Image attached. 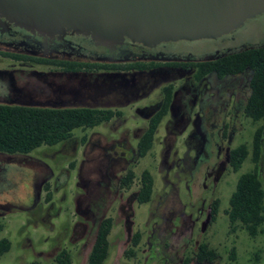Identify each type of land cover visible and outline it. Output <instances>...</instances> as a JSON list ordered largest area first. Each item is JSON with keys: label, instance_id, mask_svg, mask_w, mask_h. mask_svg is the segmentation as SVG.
<instances>
[{"label": "flooded vegetation", "instance_id": "flooded-vegetation-1", "mask_svg": "<svg viewBox=\"0 0 264 264\" xmlns=\"http://www.w3.org/2000/svg\"><path fill=\"white\" fill-rule=\"evenodd\" d=\"M262 14L216 38L152 46L41 36L0 17V106L86 109L100 118L52 146L0 150V241L23 214L13 237L36 261L55 263L65 251L85 264L109 224L104 263L114 252L112 264H233L236 247L213 238L234 151L264 145V118L249 108L253 52L264 38L243 35ZM29 226L46 234L35 241ZM241 231L228 222L224 242L235 244Z\"/></svg>", "mask_w": 264, "mask_h": 264}, {"label": "water", "instance_id": "water-1", "mask_svg": "<svg viewBox=\"0 0 264 264\" xmlns=\"http://www.w3.org/2000/svg\"><path fill=\"white\" fill-rule=\"evenodd\" d=\"M262 13L264 0H0V17L41 36L70 32L99 43L128 38L148 46L216 38ZM84 209L75 199L77 213Z\"/></svg>", "mask_w": 264, "mask_h": 264}, {"label": "trees", "instance_id": "trees-1", "mask_svg": "<svg viewBox=\"0 0 264 264\" xmlns=\"http://www.w3.org/2000/svg\"><path fill=\"white\" fill-rule=\"evenodd\" d=\"M255 70L252 80V93L249 108L256 114L255 119L264 118V47L253 52ZM100 122L96 111L86 109L70 110H23L0 106V150L9 152H29L41 145H55L71 136L78 128L93 127ZM250 155L253 169L238 176L234 190L228 199L225 210L231 226L243 229L250 238L264 236V145L260 141L254 143L250 151L242 146L234 151L231 168L238 172ZM146 181V174L143 175ZM149 180V179H148ZM151 181L145 183L142 201H147L150 194ZM110 225L99 229L95 244L85 264H104L108 254L107 236ZM140 236H134L133 244L139 243ZM10 249L7 239L0 241V257ZM235 259V251L231 249L229 257ZM264 250L254 252L249 264H259ZM31 264H40L33 261ZM55 264H72L70 256L62 251L55 259Z\"/></svg>", "mask_w": 264, "mask_h": 264}, {"label": "rangeland", "instance_id": "rangeland-1", "mask_svg": "<svg viewBox=\"0 0 264 264\" xmlns=\"http://www.w3.org/2000/svg\"><path fill=\"white\" fill-rule=\"evenodd\" d=\"M245 36L251 35L253 39L258 40L260 38H264V14L261 16H258L256 19L250 21L247 23L244 29ZM76 136H80V132L76 133ZM253 169V164L250 160V155L248 156L247 160L243 163L241 169L236 172H230L225 181L229 182V186L226 188V190L223 193V201L222 206L219 211V219H218V225L220 226V233H217L216 236L213 238L214 245H217L218 242L220 243H226V250H229L230 247H236V261L233 264H249L250 260L253 257L254 252H260L264 250V236L258 235L255 238H250L245 231L239 232V239L236 240L235 244L229 243V241L224 242V232L228 230V220L226 214L223 212V210H226L228 208V198L232 191L234 190L235 183L237 181V178L240 174L245 173L247 171H250ZM138 220H143L145 218V214L139 213L137 216ZM63 220V217H61V221ZM25 226V217L23 214H16L15 217L8 223L7 231L10 232L11 237H7V240L10 242V249L9 251L4 254L0 258V264H31L33 261H36L37 259L31 255L30 253H26L23 250H20L17 246V242L15 237V231L19 229L20 227ZM25 228V227H24ZM26 230H31L32 237L36 241L38 240L42 235L46 234L42 228L33 229L32 226H29V228H25ZM2 236H4V233H2ZM14 236V237H13ZM14 238V239H13ZM231 238V237H230ZM40 248V247H39ZM41 248H46L45 245L41 246ZM40 250V249H39ZM114 252L111 254L110 260L104 264H112V257ZM20 256V258H18ZM225 257H229V254L225 253ZM40 264H55L50 259H39L38 261ZM73 264H81V258H74ZM259 264H263V259L260 260Z\"/></svg>", "mask_w": 264, "mask_h": 264}]
</instances>
